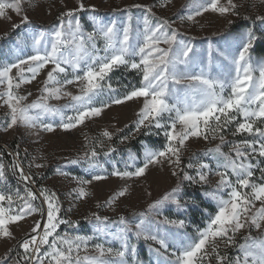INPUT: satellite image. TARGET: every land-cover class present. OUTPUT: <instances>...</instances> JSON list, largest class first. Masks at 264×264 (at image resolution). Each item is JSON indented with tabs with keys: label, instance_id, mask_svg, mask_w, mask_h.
<instances>
[{
	"label": "snow or ice",
	"instance_id": "6c2138e0",
	"mask_svg": "<svg viewBox=\"0 0 264 264\" xmlns=\"http://www.w3.org/2000/svg\"><path fill=\"white\" fill-rule=\"evenodd\" d=\"M166 3H170V0H166ZM83 7L81 4L80 10ZM236 7L233 0H226L225 3H221V0H197L193 14L188 15L187 19L193 20L206 12L221 16L229 13L238 15L234 11ZM9 10L21 14L22 0H0V18H7ZM73 15V11L61 14L60 26L48 33L50 39H45L43 31L34 35L31 54H17L15 60L0 63V100L9 109L10 116L7 128L22 125L52 132L55 130L53 124L44 122V117L58 116V126L69 131L83 124L86 119L99 117L111 104L141 100L136 130L158 129L160 131L156 135L162 133L165 143L159 149L145 146L142 167L136 166L135 171L114 169L111 175L121 179L142 177L150 165L165 162L178 169L181 175L176 170L172 171V175L180 182L171 193L149 205L151 212L162 208L165 203L175 204L178 209H186L187 202L182 203L179 196L182 183L187 181L191 184H205L209 175L214 174L219 177L216 188L212 193L204 195L210 196L215 202L216 211L209 214L205 227L196 228L195 236L187 233L170 234L159 227L171 225L183 229L186 223L182 219L169 220L165 217L163 221L153 222L142 218L134 225L133 231V226L121 217L119 224L122 227L114 233H108L100 225L96 228L97 233L111 235L113 240L119 241L120 247L105 248L103 244H96V255L81 257L80 252L88 251V241L92 237L69 238L67 234H59L57 230L60 225L72 226V222L59 216L61 209L55 193L40 190L42 203L47 205L46 213L42 207L32 203L38 196L28 187H25L24 196L18 191L14 194L0 193V238L12 237L9 225L33 214L46 216L43 223L34 221L31 232L27 234L28 238L20 242L23 255L16 264H20L21 260L24 264H45L46 261L47 264H136V247L130 243L129 234L159 245L155 250L158 257L167 253L170 247L174 249L171 252L174 260L164 257L167 264H204L209 253L214 256L216 264H264V237L257 238L251 234L252 230L259 231L264 226V61L253 66L250 50L258 39L256 34L249 30L245 34L246 38L237 45L234 55L219 52L222 61L230 65L231 69L219 76H212L204 68L198 73L189 71L195 64V50L190 43L177 38L178 33L171 29L167 20L153 26L146 16L143 31L137 33L136 42L132 43L129 27L120 30L115 24L99 25L94 17L92 19L97 24V30L87 36L81 31L79 21L73 27L72 20H68V27L65 28L63 17ZM256 19L264 22V16ZM22 23H30L26 15L22 17ZM17 27L19 25H13V28ZM101 35L104 40L103 49H99L95 42V38ZM212 53L213 49L210 47L209 65L212 63ZM49 65L51 68L47 71L40 96L32 103H25L31 93L20 95L19 90L23 85L36 80ZM121 67L137 70L141 76L140 85L133 86L123 96L113 95L116 90L110 83V74ZM256 71L259 72L258 77L253 75ZM73 84L78 86V95L65 90L67 85ZM177 85L184 87L177 88ZM106 91L108 101H101L100 106H96L98 98L103 97ZM65 97L70 102L64 108H57L49 103L50 100ZM65 109H71L74 114L66 115ZM233 124V135L246 133L252 139L232 143L229 153L222 152L220 146L209 149L210 153L215 154V169L209 163L200 161H190L181 167L183 150L191 138L202 137L208 140L211 136L216 139L217 134H220L219 139L223 144L225 137L222 133ZM102 135L108 140L112 139L108 131H104ZM97 155L95 149H92L84 154L83 159L91 167H96ZM130 159L134 161L135 157L130 156ZM254 160L256 163H253ZM70 163L76 164L79 161L72 160ZM185 169H195V175H190ZM12 170L19 171V179L25 185L34 183L18 163H13ZM257 170L260 172L259 182L253 180ZM61 175L67 176L68 173L61 172ZM106 178L100 174L92 175V180L96 181ZM5 179V166L0 163V181ZM73 179L81 185L91 183V180L79 177ZM126 192V188L119 191L107 203L111 205L119 197L125 196ZM88 195L83 187L76 190V197L79 199ZM16 200L22 203L15 206ZM256 202L260 203L259 208H256ZM159 214L157 211V215ZM146 215L140 214L141 217ZM96 220L103 224L99 216H96ZM246 228L248 235L237 243V235ZM220 242L234 247L237 254L234 257L221 254ZM157 264H161L159 259Z\"/></svg>",
	"mask_w": 264,
	"mask_h": 264
},
{
	"label": "rangeland",
	"instance_id": "374dc122",
	"mask_svg": "<svg viewBox=\"0 0 264 264\" xmlns=\"http://www.w3.org/2000/svg\"><path fill=\"white\" fill-rule=\"evenodd\" d=\"M226 0H221L225 3ZM197 0H22V12L16 14L9 10L6 14L7 18H0V39L11 31L22 28L17 40H12L3 45L0 49V63H7L15 60L16 55H29L32 52V37L43 31L45 39L51 37L48 33L56 30L61 24V14L73 11L72 17H63L65 28L68 27L67 21L72 20L73 27L76 21H79L81 31L87 36L88 33H94L99 25H112L122 30L124 27L130 28L132 43L136 42V35L142 32L144 28V19L147 16L151 25H156L164 20L169 21L171 29L178 33V39L186 43H190L195 50V64L189 71L198 73L204 68L212 76H219L231 69L230 65L222 61L219 52L228 55H234L237 51V45L244 39L245 34L251 30L252 26L247 29L233 31L231 27L238 22L247 21L257 25L258 37L257 41L264 43V22L256 19L258 16H264V2L262 0H233L236 4L235 12L221 16L218 13L206 12L202 16H196L193 20H188L187 16L193 14ZM83 4V10L80 5ZM140 5V7H135ZM94 9V11H93ZM146 9H150L148 12ZM26 15L30 23H22V17ZM95 18V21L92 18ZM13 25H19L13 28ZM256 41V42H257ZM96 45L99 49H103L104 40L102 35L95 38ZM255 42V43H256ZM254 43V45H255ZM167 47V45H161ZM211 47L212 63L209 65L208 50ZM253 66L256 67L264 56L259 57L252 53ZM137 60L139 57L136 58ZM217 65H223L218 67ZM51 65L42 70L40 75L30 84H25L19 90L20 95H27L25 103H32L40 96V89L43 88V82L46 79L47 71ZM123 71H135L120 68ZM115 70V72L120 71ZM112 72L110 76L112 77ZM254 77L259 76V72L253 73ZM112 87L116 90L113 95L122 96V90L119 91V83L117 80H110ZM188 82H185V84ZM119 84L122 85L120 82ZM140 85V84H139ZM177 88H183L184 85H177ZM122 89V88H120ZM2 90V89H0ZM66 91L73 95H78V86L76 84L67 85ZM101 101H108V92L101 98H98L97 105L100 106ZM70 101L68 98L60 100H50L49 103L57 108H64V105ZM142 107L141 100H131L123 104H111L103 110L99 117L86 119L85 122L69 131H65L58 125L60 118L58 116H45L44 122L52 123L55 130L52 132L44 131L40 127H25L17 125L7 128L10 121L9 109L0 100V163L5 166V180L0 181V193H16L26 195L25 187L33 191L38 199L32 203L45 210L47 205L43 204V197L40 196V190L45 189L49 193H55L59 202L60 213L62 219L72 222V226L67 224L60 225L57 230L60 235L67 234L69 238L75 236L92 237L88 241V251L80 252V256H94L96 251L94 245L103 244L105 248L112 247L118 249L119 241L113 240L111 235L97 233L98 225L104 227L108 233L116 232L122 225L119 224L120 218L130 226H133L144 218L153 222L163 221L165 217L169 220H184L185 228L177 229L171 225H160L161 229H166L168 233H187L190 236L196 235V228L205 227L209 214H214L216 204L210 196L205 193H212L219 177L214 174L209 175L208 182L205 184H191L184 181L181 185L179 196L181 202L186 204V209H178L175 204L165 203L158 210L149 211V205L160 200L172 190L180 182L176 176L172 175L174 169L168 163L150 165L142 177L124 178L111 175L113 170L119 171H135L136 166H143L145 144H141L139 152L134 150H124V147L145 128L136 130L137 113ZM66 115H73L71 109H65ZM259 124V122H258ZM127 129V139L117 138V135ZM235 124L230 125L229 129L222 134L225 137L223 144L217 134L216 139L211 136L208 140L201 138H191L183 150L181 167H184L190 161L209 163L215 169L216 160L213 158L214 153H210L209 149L221 147V151L229 153L231 144L244 139H252L248 134L233 135ZM7 129V130H5ZM108 131L112 135V139L108 140L102 133ZM160 131V130H159ZM161 135H163L161 133ZM164 145V144H163ZM152 148V147H151ZM95 149L98 153L95 160L96 167H91L89 163L83 159L84 154ZM114 149V151H112ZM159 149V148H154ZM105 153H108L105 155ZM18 154V155H17ZM130 156H134L135 160H131ZM261 159V158H257ZM78 160L79 163L72 164L70 161ZM18 163L26 175H29L34 183L25 185L19 179V171H13V163ZM253 163H256L254 160ZM42 165V167H37ZM126 165H129L126 167ZM190 175H195V169H185ZM61 172L68 173L67 176L61 175ZM100 174L107 178L103 180H92V175ZM73 177H79L84 180H91L90 184L81 185ZM260 172L257 170L253 180L259 182ZM17 179V180H16ZM234 179V178H233ZM24 183V184H22ZM83 187L89 195L83 199L76 197V190ZM127 189L126 195L119 197L114 203L109 205L107 202L114 197L119 191ZM190 191H186V190ZM196 193L203 197L204 201L213 207V211L204 210L195 202ZM22 201H14L15 206H19ZM260 207V203L256 202V208ZM159 211V215H157ZM255 211V209H253ZM141 213H146L145 217H141ZM190 213L194 214L197 219L189 220ZM96 216L101 218L103 224L96 220ZM106 218V220H105ZM46 219L39 214H33L24 220L9 225L12 232L10 238H0V264H16L20 256L23 255V249L19 247L20 242L28 238L27 234L31 232L34 221ZM252 236L264 237V226L259 231L252 230ZM130 235V243L136 247L135 261L136 264H157V260L161 264H167L164 257L174 260L171 256L174 250L171 247L163 256H157L156 249L159 245L152 241H145L142 238L137 239L134 235ZM248 235V229L241 230L236 237V242L240 243L245 236ZM51 239V238H50ZM46 248V246H44ZM44 249H42L43 251ZM221 254L234 257L237 252L234 247H228L225 243H219ZM163 253V249L160 250ZM115 259V257H112ZM131 260V257H129ZM216 264L214 256L209 253V258L205 259L204 264ZM20 264H24L21 260ZM47 264V262H45Z\"/></svg>",
	"mask_w": 264,
	"mask_h": 264
},
{
	"label": "trees",
	"instance_id": "16d2710c",
	"mask_svg": "<svg viewBox=\"0 0 264 264\" xmlns=\"http://www.w3.org/2000/svg\"><path fill=\"white\" fill-rule=\"evenodd\" d=\"M250 26H252V31L256 34L258 33L257 30V25L255 23H249L247 21L244 22H238L236 23L234 26L231 27V30L236 31V30H241V29H247ZM22 28L16 29L14 31H11L10 33H8L7 35H5L4 37H1L0 39V49L1 47L6 43H9L12 40H17L19 37V33L21 31ZM1 52V51H0ZM252 53L255 54L256 56L262 57L264 56V43H262V41H257L252 49ZM112 79L117 80L119 83L121 82V84L117 83L116 86H119V91L122 90V96L127 92L130 91L132 89L133 86H139L140 81H141V76L138 74V72L135 71H123L120 69V71H117L112 74ZM131 126H129L126 129H123L118 135L117 138H125L127 137L126 132L127 129H130ZM159 130L152 128L150 131L149 129L145 128L143 129L142 132H140L138 134V136L131 140L125 147L124 150H134L136 152H139V150L141 149V144H145L148 145L152 148H161L163 146V144L165 143V138L163 135H161V133L159 135H156V133H158ZM148 133V134H146ZM17 180V179H16ZM24 184V183H22ZM186 191H190L189 189ZM195 196V202L198 204L199 207H202L204 210L207 211H213V207L204 201L203 197H201V195L199 193H196ZM189 215H191V217H189V220H195L197 219L195 217L194 214L190 213Z\"/></svg>",
	"mask_w": 264,
	"mask_h": 264
},
{
	"label": "built area",
	"instance_id": "2783aa9c",
	"mask_svg": "<svg viewBox=\"0 0 264 264\" xmlns=\"http://www.w3.org/2000/svg\"><path fill=\"white\" fill-rule=\"evenodd\" d=\"M47 262V261H46Z\"/></svg>",
	"mask_w": 264,
	"mask_h": 264
}]
</instances>
